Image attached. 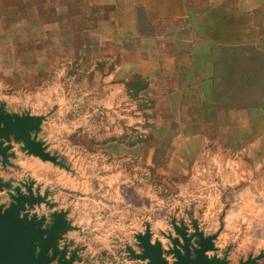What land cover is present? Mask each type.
<instances>
[{
    "label": "crops",
    "instance_id": "crops-1",
    "mask_svg": "<svg viewBox=\"0 0 264 264\" xmlns=\"http://www.w3.org/2000/svg\"><path fill=\"white\" fill-rule=\"evenodd\" d=\"M221 4L0 0V107L41 117L32 135L58 162L11 142L0 206L32 183L52 204L34 210L63 211L73 227L63 239L73 264H145L129 250L140 224L166 245L172 221L217 234L214 253L231 263L260 253L264 263V0H226L216 31L211 13H189ZM155 113L159 139L143 126L149 139L122 143V118L143 125ZM156 152L177 184L166 197H155Z\"/></svg>",
    "mask_w": 264,
    "mask_h": 264
},
{
    "label": "water",
    "instance_id": "water-1",
    "mask_svg": "<svg viewBox=\"0 0 264 264\" xmlns=\"http://www.w3.org/2000/svg\"><path fill=\"white\" fill-rule=\"evenodd\" d=\"M41 117L29 115H11L4 113L0 107V158L1 163L8 162L9 157L15 155L9 151L12 144L20 145L28 155H35L43 160L56 162L55 157L45 151L44 146L32 131L39 128ZM8 182L1 181L0 190L8 187ZM10 203L0 206V264H71L75 253L66 258V246L59 248L58 241L61 234L73 227L68 222L63 211L49 214L50 223L46 225V216H38L31 212L34 205L44 203L48 207L52 204L47 201L46 195H41L33 190L32 183L24 184V191L16 186L9 194ZM173 236L167 235L171 247L168 249L174 256L173 261H168L163 256L160 241L151 242L149 227L145 233L137 235V246L140 251L136 253L129 249L133 257L145 261V264H226L225 258L208 255L214 249L213 239L216 234L204 235L193 224L189 231L185 225L171 222ZM256 257L241 260L238 264H256Z\"/></svg>",
    "mask_w": 264,
    "mask_h": 264
},
{
    "label": "rangeland",
    "instance_id": "rangeland-1",
    "mask_svg": "<svg viewBox=\"0 0 264 264\" xmlns=\"http://www.w3.org/2000/svg\"><path fill=\"white\" fill-rule=\"evenodd\" d=\"M220 1V4L217 8H213V9H208V12L207 14H205L203 12L204 9L202 10H199V9H195L193 8L192 5H189V13L192 14V15H209V13H211L213 16H215L213 19L214 21L216 20V23L213 25L214 27V31H216V24H218L219 22L223 21L222 19L225 18V14H226V11H227V8L225 7L224 5V2L226 0H219ZM241 2V1H240ZM223 5V6H222ZM229 10V8H228ZM176 12L178 11L177 8H171V12ZM261 60L264 61V57L261 56ZM253 69V68H251ZM251 76H254L256 74V72H253V73H250ZM252 82H255V86L253 88H251V91L254 92L255 94L259 92L260 90V87L258 88V83H256V81L252 80ZM258 82V81H257ZM262 85V83H261ZM136 87V86H135ZM135 90V89H134ZM264 92V87L261 86V94ZM157 105L158 107H162V106H165L164 104H162L161 102H157ZM142 105H137V107L140 109ZM144 108H147V109H150L151 108V104H148V105H143ZM126 108H129V105H126ZM155 112V111H154ZM127 114V113H126ZM132 115V114H131ZM135 114L132 115V117L135 118ZM153 121L151 122H148L145 124L136 120V119H133V118H122V120L120 121V124L118 125V127H121L123 129V135L121 136L122 138V143L125 144V145H133L134 143H141V142H144L145 139H149L150 137H146V136H143L144 133L141 132V128H144L143 126L145 127H152L154 129V133H155V139H159L160 138V133L162 132V127L163 124H165V120H162L161 117H157V114H153ZM173 122H175L176 124V119L174 120H170V124H173ZM107 126H109V124H107ZM158 155V157H157ZM163 153L162 152H156L155 153V167H154V171H153V180H154V191H155V197L156 196H164L166 197L170 192L173 193L175 190H176V185L177 184H174L172 182H168L166 181L163 176H162V172H161V167L157 165V160H159L161 157H162ZM58 162H55V164H57ZM60 165V163H59ZM177 164H175V168L174 170L177 171L178 170V166H176ZM61 167H64V165H60ZM176 183V182H175ZM22 189V188H21ZM155 201H157V199H155ZM173 200H171L170 202H172ZM43 205H45L44 203H41ZM156 204V202H155ZM31 212H35L38 216H41V215H45L46 216V225L50 223V217H49V214L50 212H37L34 210L31 211ZM162 216L159 217V215L155 214V216L152 218V220L150 222H158V224H161L163 227L165 226H169L168 225V222L165 220V221H162ZM161 219V220H160ZM153 223V224H154ZM150 226H153L152 223L151 225H146V224H140V228H139V232L137 235H140V234H143L145 233V230H146V227H149V232H150V239H151V242L154 243L155 240L157 239H153V236H152V231H151V228L153 229V227H150ZM172 228V227H171ZM154 230V229H153ZM143 231V232H142ZM173 231V229H172ZM169 232L168 234H162L165 239L167 240V243L166 245H163L162 242V248H163V256L168 260V261H173L175 258L173 256V254L171 252H169V248L171 247V243L169 242L168 238H167V235H172L173 236V232ZM67 231L63 232L61 234V238L59 239L58 241V246L59 248H62L64 246H66V258H69L70 255L72 253H75V257L72 261L71 264H73L75 262V260L78 258V253L76 250H69V245L66 243V242H63V239H64V234L66 233ZM215 234V233H213ZM205 235V234H204ZM210 235V234H208ZM217 236V234H216ZM216 239V237L213 239V245H214V240ZM159 241V240H158ZM136 243H137V239H136ZM81 248H79L80 250ZM136 249H138L140 251V248L138 246H136ZM216 250L215 246H214V249L210 252H208V255H216L217 257L219 258H225L227 260V263L226 264H238L241 260H246L248 259L249 257H256V256H259L261 255L258 254V255H255V256H249V257H245L244 259H241L238 263H231L229 258H227V254L223 255V256H218L216 253H214ZM135 251V249H134ZM138 251V252H139ZM136 252V253H138ZM139 260V259H138ZM141 261V260H140ZM145 262V261H143ZM256 264H264L261 262V256L259 258L256 259Z\"/></svg>",
    "mask_w": 264,
    "mask_h": 264
},
{
    "label": "flooded vegetation",
    "instance_id": "flooded-vegetation-1",
    "mask_svg": "<svg viewBox=\"0 0 264 264\" xmlns=\"http://www.w3.org/2000/svg\"><path fill=\"white\" fill-rule=\"evenodd\" d=\"M55 263V261L54 262H52L51 264H54Z\"/></svg>",
    "mask_w": 264,
    "mask_h": 264
}]
</instances>
